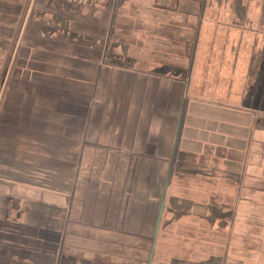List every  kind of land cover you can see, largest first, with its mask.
Here are the masks:
<instances>
[{"label": "crops", "instance_id": "obj_1", "mask_svg": "<svg viewBox=\"0 0 264 264\" xmlns=\"http://www.w3.org/2000/svg\"><path fill=\"white\" fill-rule=\"evenodd\" d=\"M242 6L0 0V264H149L162 206L152 264H264V0Z\"/></svg>", "mask_w": 264, "mask_h": 264}, {"label": "rangeland", "instance_id": "obj_2", "mask_svg": "<svg viewBox=\"0 0 264 264\" xmlns=\"http://www.w3.org/2000/svg\"><path fill=\"white\" fill-rule=\"evenodd\" d=\"M211 1L214 2L216 0H211ZM216 13H217V11L214 14H210V16H216ZM193 27L194 26H190V28H193ZM197 27H198V24H196L195 29ZM159 28H161L162 31H163L164 39H166V38L170 39L169 41H167V39H166L162 43L158 42V45L156 47L157 51H162L166 55V56H164V58L161 57V59L168 58V56L172 57L173 50H176V49L180 50V49H183L184 47H186L185 44H184L185 41L184 42L181 41V40H183L184 32L186 31V27H184V29L180 32L181 28H183L182 24H178L177 21H176L173 25L172 24H168V25H165L164 27L160 26ZM178 33H179V35H177ZM201 43H202V40H201ZM152 44H154V43H152ZM247 44H248V47H250V45H251V39L250 38H248ZM198 46H199V43L197 42V47ZM243 49H244V46H243ZM159 58L160 57L156 56L155 54L153 56H146L145 59L147 60V64L144 65V66L146 68H149V69L157 70V72L162 74V75H167V76L174 77V76H176V74H178V73L167 71L168 68H169L168 66H164V67L155 66V64H153V62L158 60ZM188 111H189V105H188ZM189 169L190 168H189V166L187 164H174V171L177 172L178 174H179V172H181L183 174L184 173H188ZM172 183H173V180H171V182H170L171 189L169 190V194L172 193V191H173ZM169 204H170V201L168 202L167 208H169Z\"/></svg>", "mask_w": 264, "mask_h": 264}, {"label": "trees", "instance_id": "obj_3", "mask_svg": "<svg viewBox=\"0 0 264 264\" xmlns=\"http://www.w3.org/2000/svg\"><path fill=\"white\" fill-rule=\"evenodd\" d=\"M227 0H216V2H218L219 4L222 3V2H225ZM245 1V0H232L233 2V8L234 10L236 11V8H237V11L240 13V12H243L244 14L246 13V10L245 8L242 6V2Z\"/></svg>", "mask_w": 264, "mask_h": 264}, {"label": "water", "instance_id": "obj_4", "mask_svg": "<svg viewBox=\"0 0 264 264\" xmlns=\"http://www.w3.org/2000/svg\"><path fill=\"white\" fill-rule=\"evenodd\" d=\"M163 210H164V206H162V208H161L159 222H158L157 231H156V234H155V240H154V244H153V248H152V254H151V258H150L149 264H152L153 254H154V251H155V245H156V241H157V236H158V232L160 230L159 228H160V224H161V218H162L161 215L163 214Z\"/></svg>", "mask_w": 264, "mask_h": 264}]
</instances>
